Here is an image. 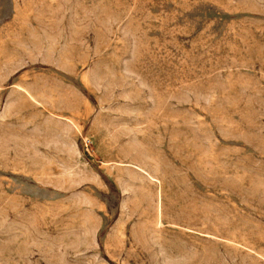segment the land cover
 Masks as SVG:
<instances>
[{
    "label": "rangeland",
    "instance_id": "obj_1",
    "mask_svg": "<svg viewBox=\"0 0 264 264\" xmlns=\"http://www.w3.org/2000/svg\"><path fill=\"white\" fill-rule=\"evenodd\" d=\"M0 264H264V0H0Z\"/></svg>",
    "mask_w": 264,
    "mask_h": 264
}]
</instances>
